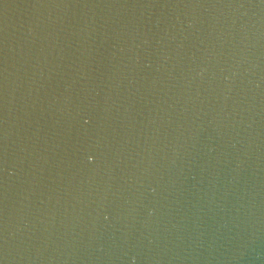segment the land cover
Wrapping results in <instances>:
<instances>
[{
	"label": "water",
	"instance_id": "95a60500",
	"mask_svg": "<svg viewBox=\"0 0 264 264\" xmlns=\"http://www.w3.org/2000/svg\"><path fill=\"white\" fill-rule=\"evenodd\" d=\"M0 264H264V0H0Z\"/></svg>",
	"mask_w": 264,
	"mask_h": 264
}]
</instances>
